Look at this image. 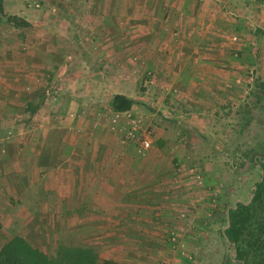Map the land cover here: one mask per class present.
Masks as SVG:
<instances>
[{
    "label": "rangeland",
    "instance_id": "1",
    "mask_svg": "<svg viewBox=\"0 0 264 264\" xmlns=\"http://www.w3.org/2000/svg\"><path fill=\"white\" fill-rule=\"evenodd\" d=\"M0 82L3 247L21 236L62 264L77 248L96 264H243L224 230L264 174V0H0ZM116 93L137 103L117 112ZM65 144L118 174L78 164L55 191ZM254 209L245 258L264 264V194Z\"/></svg>",
    "mask_w": 264,
    "mask_h": 264
},
{
    "label": "trees",
    "instance_id": "2",
    "mask_svg": "<svg viewBox=\"0 0 264 264\" xmlns=\"http://www.w3.org/2000/svg\"><path fill=\"white\" fill-rule=\"evenodd\" d=\"M137 101L123 93H116L112 98V108L117 112H125L131 109ZM261 167L264 171V159ZM264 194V174L262 179L256 184L255 195L250 203L237 202L234 208L230 209L229 226L224 230L225 237L233 244L236 256L243 264H250L245 258L246 253V234L249 230V224L252 219L255 205L262 199ZM2 224L0 222V230ZM78 259L72 264H96L95 259L91 257L88 249L77 248L74 250ZM56 259H50L41 250L34 248L25 238L15 236L0 251V264H62ZM104 264H112L106 261Z\"/></svg>",
    "mask_w": 264,
    "mask_h": 264
},
{
    "label": "crops",
    "instance_id": "3",
    "mask_svg": "<svg viewBox=\"0 0 264 264\" xmlns=\"http://www.w3.org/2000/svg\"><path fill=\"white\" fill-rule=\"evenodd\" d=\"M0 84L2 85V82H0ZM17 87V86H16ZM4 92L0 93V114L3 113V110L6 109V100L8 98V96L5 97V105L4 103L2 102V96H3ZM109 147L111 146H107L106 144H103L100 146V151H108L109 150ZM59 152L58 155H57V158L53 160L52 164L50 165L51 169L49 170V172L53 173L54 175V190L55 191H59V184L58 183H63L64 184V187L65 188H68L67 186H65V184L67 183H70L71 181L75 182L74 179L75 178H78L80 176L83 175V171L82 170H79V167L80 166H84L86 164H88V167H93L95 165V167L99 166L100 167V170L98 171L97 175L99 177V179H103V177L105 178V175L109 178V180H112L114 179V177H116L114 175L115 174H118V168H116V171H112L113 167H114V164L111 162L110 166L112 168H109V159H104V158H92L93 160H90L86 163H81L80 164V158L77 156V155H72L70 154V149L71 147L69 146V144H65V145H62L59 147ZM80 151L83 150V146L81 148H79ZM74 159V160H73ZM76 162V163H75ZM79 164V167H78V170H74V171H71L72 167L75 166V165H78ZM39 165V163H38ZM106 166V169L109 170L107 173L104 172V168ZM116 166V165H115ZM125 165H121V166H118L119 168H122L124 167ZM108 167V168H107ZM75 173H76V176H75ZM72 174V175H71ZM71 175V176H70ZM70 189V187L68 188ZM70 194L68 193V197L69 198ZM94 226H100L99 223H93ZM3 236L0 234V250L1 248L3 247V245L5 244V242L7 241L6 239H3L2 238Z\"/></svg>",
    "mask_w": 264,
    "mask_h": 264
},
{
    "label": "built area",
    "instance_id": "4",
    "mask_svg": "<svg viewBox=\"0 0 264 264\" xmlns=\"http://www.w3.org/2000/svg\"><path fill=\"white\" fill-rule=\"evenodd\" d=\"M139 144L142 149H149L152 146V140L149 135L138 136Z\"/></svg>",
    "mask_w": 264,
    "mask_h": 264
}]
</instances>
